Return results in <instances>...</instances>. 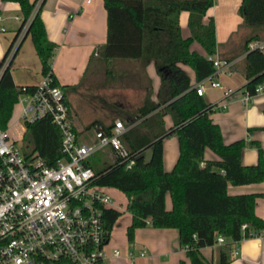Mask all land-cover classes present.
Wrapping results in <instances>:
<instances>
[{
	"label": "trees",
	"instance_id": "obj_1",
	"mask_svg": "<svg viewBox=\"0 0 264 264\" xmlns=\"http://www.w3.org/2000/svg\"><path fill=\"white\" fill-rule=\"evenodd\" d=\"M3 1H16L21 19L14 38L0 59V130L7 128L18 95L32 92L35 87L24 85L22 90L10 76L11 59L19 40L16 44L15 41L25 23L24 34L29 36L34 46L41 75L49 77L51 85H59L51 70L56 45L46 37L40 5L33 8L37 0ZM211 3L212 0H102L106 12L105 40L88 62L89 66V63L99 60L104 64L106 75L110 76L113 70L109 65L115 61L135 62L140 74H145L149 60L154 61L160 76L158 102L153 103L149 98L151 90L147 79L142 104L133 109V118L129 122L139 121L128 127L120 138L132 160L131 165L125 168L109 148L113 157L111 162L97 164L89 157L86 164L93 169L96 184L124 193L131 222L125 233L129 242L133 241L136 228L148 225L176 228L179 246L185 248L190 264L227 263L229 256L225 248L219 249L214 263L199 253L202 246L216 243L218 234L232 242L249 237L251 233L264 235V220L253 211L254 199L260 197L264 201V192L227 193V185L264 181V159L258 143L248 142L257 149V162L242 165L240 152L247 143L243 139L227 144L223 142L218 124L209 116L215 105L208 104L201 95H197L194 86L189 85V76L177 66L180 62L188 65L196 82L214 73L212 61L207 59V55L215 53L217 45L214 23L211 18L202 23ZM238 10L244 26L264 27V0H241ZM180 11L188 13L189 35L185 38L180 35ZM252 40L257 39L253 35L246 36L242 45L245 55L242 71L246 79L242 88L243 93L250 95L255 94L256 85L264 82V54L262 50L248 47ZM196 41L203 54L190 49V44ZM60 88L64 92L67 85ZM262 112L264 116V109ZM166 114L172 122L167 127L163 123ZM23 125L25 130L21 143L28 147L19 145L23 154L37 152L50 165L61 157L60 132L48 117L24 122ZM90 125L101 126L105 131L111 127V124L101 121H93ZM170 135L178 141V157L173 166L164 171L162 142ZM204 148L217 155L216 160L206 159ZM146 150H149L148 159L144 156ZM166 194L171 204L168 209L164 205ZM119 214L120 211L113 208L105 210L109 231Z\"/></svg>",
	"mask_w": 264,
	"mask_h": 264
},
{
	"label": "crops",
	"instance_id": "obj_2",
	"mask_svg": "<svg viewBox=\"0 0 264 264\" xmlns=\"http://www.w3.org/2000/svg\"><path fill=\"white\" fill-rule=\"evenodd\" d=\"M240 1L212 0L211 7L202 17V23H206L208 18L213 20L214 39H216L217 44L213 55L225 61L226 64L211 76V79L216 80L219 85L211 87L208 82H204L201 97L208 104L223 105L220 108L216 107L209 116L214 123L218 124L225 144L237 139H243L247 143L240 152V162L242 165L249 166L258 160L257 149L255 146L249 145V141L253 140L258 143L264 159V129H262L264 126L262 112L264 109V91L254 94L247 103H243L242 86L246 79L242 71L245 57L242 45L245 37L250 35L255 36V39L261 42L264 41V27L249 28L243 25L238 10ZM38 5H40V18L43 28H45L46 37L48 41L50 40L56 45L51 58L52 73L59 86L67 85L66 90L73 91L89 70L90 56L96 54V50L105 40L106 12L102 0H43ZM0 15L1 59L20 24L21 16L18 3L0 0ZM187 16L186 11H180L178 14L180 35L183 38L189 35L188 24H186ZM17 45L16 52L11 59L10 76L16 86H34L42 79L40 61L34 46L26 34L20 37ZM190 49L203 54V49L197 41L190 44ZM262 53L264 54V49H262ZM177 66L189 76V85L195 86L197 82L192 69L181 62ZM144 71L150 83L149 98L153 103H157L160 76L156 72L153 60L148 61ZM142 100L143 98L138 97L132 102H127L128 109L122 111L123 124L129 123V125L125 124L127 128L139 121L136 119L131 123L129 122L130 118H133L131 115L133 109L140 106ZM19 113L10 123V126L14 125V127L19 128ZM94 121H101L104 124H111L112 122L106 123L101 117L94 119ZM163 123H165V127L171 125L172 122L168 114L163 117ZM6 129L8 132V127ZM24 130L23 126L18 134L20 141ZM11 138L16 143L15 138ZM177 153L178 141L176 137L170 135L164 138L162 142V168L164 171L173 166L178 157ZM203 154L206 159L216 160L217 158V155L207 148H204ZM144 156L146 159L149 158V150L144 152ZM227 186V193L230 195L264 192V181ZM254 202V214L264 220V201L262 198L256 197ZM164 205L167 209L171 206L168 194L164 197ZM119 209L120 207L116 210L119 211ZM129 245L133 249H130ZM114 248L119 251L117 257L111 254ZM221 248H225L228 252L229 257L226 264H264V235L262 234L242 237L235 242L225 241L202 246L199 253L207 261L214 263ZM141 250L144 255H138ZM105 253L107 264H178L179 261H182L183 264H190L188 257L179 246L177 229L171 227L157 228L148 225L136 228L132 242L124 239L115 240L111 238L109 232Z\"/></svg>",
	"mask_w": 264,
	"mask_h": 264
},
{
	"label": "built area",
	"instance_id": "obj_3",
	"mask_svg": "<svg viewBox=\"0 0 264 264\" xmlns=\"http://www.w3.org/2000/svg\"><path fill=\"white\" fill-rule=\"evenodd\" d=\"M25 27L26 23L15 44ZM248 47L262 50L264 41L252 40ZM207 59L214 66L212 75L226 64L214 55ZM211 76L197 81V95L203 93L204 82L219 85ZM255 87V94L264 91V83ZM20 94V125L48 117L60 132L62 155L47 164L37 152L23 154L7 129L0 130V264H107L105 245L110 231L104 212L119 206L110 198L108 187L95 183L96 176L86 161L108 147L128 168L132 160L120 139L127 126L119 118L111 122L109 131L95 125V141L88 144L74 129L60 86L51 85L49 77L42 75L32 92ZM253 95L244 93L243 103ZM214 105V109L223 107ZM225 241L224 236L216 235L217 244ZM111 254L117 257L119 251L114 248ZM138 255H144L143 251Z\"/></svg>",
	"mask_w": 264,
	"mask_h": 264
},
{
	"label": "rangeland",
	"instance_id": "obj_4",
	"mask_svg": "<svg viewBox=\"0 0 264 264\" xmlns=\"http://www.w3.org/2000/svg\"><path fill=\"white\" fill-rule=\"evenodd\" d=\"M109 67L113 70L110 76L106 75L102 62L99 60L92 62L77 88L73 91H64L66 92L65 96L70 109L72 123L80 132L81 141L88 144L95 141V129L93 125H90L94 119L101 117L104 118V122L110 123L113 119L119 118L124 122L122 111L128 109L127 102H132L138 97L143 98L146 92L144 87L147 84V75L140 74L137 71L135 62L115 61ZM20 98L21 94L18 95V100L12 107L11 119L6 127H8L9 135L15 138L16 143L18 145L22 144L27 149L28 147L25 146V143H21L18 140V134L23 126L20 125L19 128L14 127V125L10 126V123L20 112L22 105L19 101ZM89 157L97 164L113 160L108 147L101 148ZM107 190L115 205L120 207L119 217L111 228L110 236L115 240L124 239L126 241L128 240L125 234L126 228L131 223L130 214L125 206L126 197L120 190L114 188H108ZM129 248L133 249L130 245Z\"/></svg>",
	"mask_w": 264,
	"mask_h": 264
}]
</instances>
